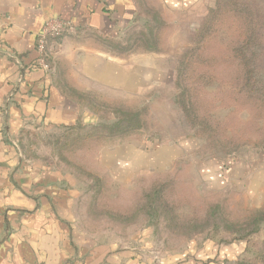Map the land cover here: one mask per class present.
I'll return each mask as SVG.
<instances>
[{
    "label": "rangeland",
    "instance_id": "1",
    "mask_svg": "<svg viewBox=\"0 0 264 264\" xmlns=\"http://www.w3.org/2000/svg\"><path fill=\"white\" fill-rule=\"evenodd\" d=\"M137 5L138 20L111 47L116 54L152 53L148 66L155 69L147 70L146 98L132 95L124 102L84 94L81 101L96 117L93 123L79 121L76 131H30L22 139V151L30 160L46 161L75 179L80 196L74 222L86 235L117 241L150 229L149 238L163 253L182 252L190 242L236 241L253 228L255 219L264 223V206L252 209L234 189L221 191L217 183L203 180L199 170H214L217 161L264 151V0H184L175 9L163 8L160 0H137ZM247 22L254 23L248 48L257 56L252 78L258 92H249L251 85H244L238 66L239 51L244 52L242 45L249 38L243 36ZM181 61L187 67L186 98H201V112L218 134L211 135L214 142L190 126L176 101L182 90L176 84ZM126 113H137L140 127L117 134L119 129L112 126ZM150 138L159 142L151 144ZM128 139L146 152L176 144L186 157L177 159L174 147L166 148L154 171L115 181L99 155L105 146ZM200 160L211 164L203 166L206 161ZM154 185L165 191L167 207H147L148 214L144 194ZM262 242H253L255 256L239 264H264Z\"/></svg>",
    "mask_w": 264,
    "mask_h": 264
},
{
    "label": "crops",
    "instance_id": "2",
    "mask_svg": "<svg viewBox=\"0 0 264 264\" xmlns=\"http://www.w3.org/2000/svg\"><path fill=\"white\" fill-rule=\"evenodd\" d=\"M183 1L160 0V5L175 9ZM137 6V0H0V264H239L255 256L253 242H264V223L245 240L190 242L175 253L157 251L150 229L127 240H99L74 222L80 196L75 179L23 153L22 139L30 131L93 123L96 117L81 101L84 94L124 102L132 95L146 98L152 53L116 54L111 47L138 20ZM51 19L68 22L73 30L51 43V70L45 72L36 62L35 41ZM154 140L159 142H148ZM137 144L128 139L101 150L99 161L115 181L152 171L162 164L166 148L174 147L177 159L186 157L176 144L151 152ZM216 163L214 170H199L203 180L221 191L234 189L252 209L263 208L264 151Z\"/></svg>",
    "mask_w": 264,
    "mask_h": 264
},
{
    "label": "trees",
    "instance_id": "3",
    "mask_svg": "<svg viewBox=\"0 0 264 264\" xmlns=\"http://www.w3.org/2000/svg\"><path fill=\"white\" fill-rule=\"evenodd\" d=\"M253 22H247L244 32L246 34H243L244 38L246 39L247 36L249 37L244 42L245 50L244 52L242 50L239 51L238 57L239 62L238 66L239 69L242 70V77L244 78V85H251L249 92L255 91L258 92L259 89L255 88V84L257 83L256 80L252 78L253 70L256 68V62H257V56L255 55L254 51L251 49L249 50L248 46L249 43H253V37H254V31H253ZM248 33V34H247ZM240 36V35H239ZM242 36V35H241ZM57 39H50L48 41L47 48L49 50V54L51 55V43L56 41ZM255 48V47H254ZM48 54V55H49ZM49 55V56H50ZM256 60V61H255ZM187 67L184 63V61L180 62V68L177 70V76H176V84L178 88H182L181 92L178 94L177 103L182 109L183 115L186 119V121L190 124L194 130L196 129V132L200 133L201 135H206L207 141L214 142V138L211 137V135L215 134V137L217 138V132L213 130V123L209 121L208 116L206 114H202L201 109L203 107V104L201 103V98L199 100H193L190 101L189 98H186V93L188 91L187 88H183V83L187 80ZM254 86V88H253ZM124 118L121 120H118L116 123L113 124L112 128L119 129L117 131V134H124L128 133L130 131V128L138 129L140 127V120L139 115L137 113H126L123 114ZM70 131H76L78 128L76 125L69 126V127H63ZM124 129V130H123ZM211 137V138H210ZM165 187V186H163ZM145 198L148 199V205L145 204L144 207H146L147 210L146 213L150 214L147 207H154L162 206L167 207V204L165 203V191L162 189L160 185L156 188V186H152L148 193L145 192ZM213 213V212H212ZM259 219L254 220V226L251 230H249L244 236H240L239 238H235L236 241L238 240H245L247 238H250L251 235L257 233L258 227L260 224L263 223V220L259 221ZM207 241V240H206Z\"/></svg>",
    "mask_w": 264,
    "mask_h": 264
},
{
    "label": "built area",
    "instance_id": "4",
    "mask_svg": "<svg viewBox=\"0 0 264 264\" xmlns=\"http://www.w3.org/2000/svg\"><path fill=\"white\" fill-rule=\"evenodd\" d=\"M73 30L72 24L60 19L46 21L36 36L35 51L37 54V65L45 72H50L49 50L47 48L50 39H57ZM49 54V55H48Z\"/></svg>",
    "mask_w": 264,
    "mask_h": 264
}]
</instances>
